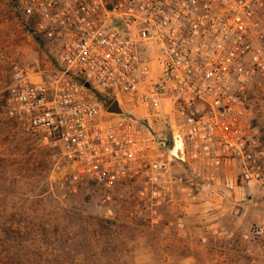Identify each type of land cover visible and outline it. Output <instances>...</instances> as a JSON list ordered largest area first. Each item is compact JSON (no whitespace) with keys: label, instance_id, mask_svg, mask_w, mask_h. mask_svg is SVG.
<instances>
[{"label":"built area","instance_id":"built-area-1","mask_svg":"<svg viewBox=\"0 0 264 264\" xmlns=\"http://www.w3.org/2000/svg\"><path fill=\"white\" fill-rule=\"evenodd\" d=\"M12 1L54 66L15 71L5 116L60 146L73 178L93 181L103 200L120 187L135 193L153 220L194 177L209 194L226 169L230 190L264 188V112L251 102L264 84V0ZM97 95L118 96L124 114H106Z\"/></svg>","mask_w":264,"mask_h":264},{"label":"rangeland","instance_id":"rangeland-1","mask_svg":"<svg viewBox=\"0 0 264 264\" xmlns=\"http://www.w3.org/2000/svg\"><path fill=\"white\" fill-rule=\"evenodd\" d=\"M53 66L44 43L21 27L13 1L0 0V264H264V230L251 232L257 223L264 229L260 185L238 184L223 196L203 191L208 197L193 202L178 191L153 220L138 195L120 187L103 200L93 181L73 178L60 146L7 119L4 95L15 71L44 75ZM251 102L264 112V84Z\"/></svg>","mask_w":264,"mask_h":264},{"label":"crops","instance_id":"crops-1","mask_svg":"<svg viewBox=\"0 0 264 264\" xmlns=\"http://www.w3.org/2000/svg\"><path fill=\"white\" fill-rule=\"evenodd\" d=\"M172 167L176 171H180V172H182V171L185 172L184 170H186V169H188V171H189V168L187 166H185V165H182L181 162H179V161H173ZM223 172L227 175L228 178H225L223 176V174H222ZM222 173H221L220 179H218L219 184L216 186V188L218 189V193H217L216 196H223L224 194H226L227 190H230V188H227L226 187L225 182H227V181L230 180L233 183V181H235V178L233 177L234 176V170H232V169L231 170L226 169V170H223ZM191 174H194V172L192 171V168L190 167V175ZM194 181H195V185H193L192 186V189H190L191 190V193L190 194H187V193H185V192H183L181 190L180 191L183 192V193H185V194H187V195H190V201L191 202H193V200H192L193 198L192 197H195V196H197V197L198 196L208 197V196H205L204 195L205 194L204 192H206V191L203 192L202 189H201V187H199L200 179L198 177H194ZM197 182H198V185L196 184ZM233 188L236 189L237 186L236 185H233ZM177 193H178V190L176 191V194L175 195H177Z\"/></svg>","mask_w":264,"mask_h":264},{"label":"water","instance_id":"water-1","mask_svg":"<svg viewBox=\"0 0 264 264\" xmlns=\"http://www.w3.org/2000/svg\"><path fill=\"white\" fill-rule=\"evenodd\" d=\"M85 87H88V84L85 83ZM105 113L109 115H123L124 110L120 105V99L116 96L106 107Z\"/></svg>","mask_w":264,"mask_h":264}]
</instances>
